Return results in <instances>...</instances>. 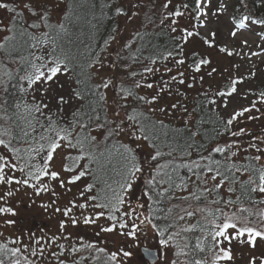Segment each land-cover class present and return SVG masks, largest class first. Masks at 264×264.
<instances>
[{"label": "snow or ice", "instance_id": "6c2138e0", "mask_svg": "<svg viewBox=\"0 0 264 264\" xmlns=\"http://www.w3.org/2000/svg\"><path fill=\"white\" fill-rule=\"evenodd\" d=\"M211 4L212 0H177L175 3L163 0L162 4L158 0H127L126 3L125 0H103L102 3L99 0H0V9L9 14L7 22L0 18V33H3L0 57L8 58L20 68L19 73L6 71L0 75V119H10L8 90L15 79L19 91L25 95L41 94L40 99L33 95L30 102L15 103V108L27 112L33 119L39 114L47 121L39 140L33 139V144L27 148L16 147L9 139L11 133L0 125V147L3 148L0 151V220L2 226L15 227L20 232L15 238L0 242V264H35L31 258L44 255L43 247L29 250V245L24 243L25 228L33 219L34 208L44 214L51 210L63 217L58 222L60 235L48 238L51 244L65 237L69 228L91 230L97 240L73 246L70 251L91 249L98 254L93 257L97 264H142L134 249H141L138 236H147V225H151L155 233L157 249L143 246L140 255L151 264H166L167 250L171 248L178 249L173 252L177 259L171 264H235L234 242L252 251L258 248V242H264V209L258 207L264 206V198L254 199L252 195L259 193L264 197V131L254 134L248 127L240 126L242 120L257 121L264 116L261 111L264 88H249L243 99L249 95L255 99L248 106L220 114V110H227L229 98L238 94V86L257 75L251 64L252 70L241 74L238 63L225 67L221 61L232 57L251 61L253 57L264 56V44H257L259 50L251 51L247 39L241 40L237 48L219 43L215 30L202 33L201 29L208 25ZM230 6L228 35L231 39L235 40L243 31H254L256 26L264 28V15L259 14V10L264 9V0H236L235 4L219 0L211 16L227 15ZM26 16L33 19L27 26L23 23ZM106 23L110 31L104 39V48L114 45V56L107 65L90 45V54L83 63L65 50V40L71 44L73 37L79 39L87 35L85 29L95 34ZM157 24L170 33V49L153 52L148 57L131 54L125 58L122 55L121 50L132 53L137 41H143L147 25ZM130 25L132 34L125 36L130 32ZM256 35L264 41V31ZM45 46L47 53L36 55V51ZM22 50L28 51V55H20ZM140 60L144 61L141 71L132 70L131 65ZM0 65L7 68L3 59ZM105 69L112 75L100 77L99 82H95ZM158 73L159 79H150ZM216 76L224 77V84L215 91L211 85L204 89L203 85ZM61 77L74 81L68 93L60 91L64 87L57 84ZM20 81L25 82L26 87ZM110 89L113 90L111 103ZM143 89L149 92L141 95ZM187 90H196L201 97L192 113L206 111L214 117L212 138L217 140L208 154L200 155L199 161L192 162L191 166L176 164L173 158L177 148L175 138L189 128L188 123L185 121L183 128H176L172 142L168 143V133L163 131L167 126L158 118L175 116L179 112L181 118L191 119L192 113L183 102ZM50 103L56 107L55 113L50 114ZM73 104L75 108L65 119V108ZM198 123L203 125L204 121ZM198 135L199 129L190 133V139ZM125 137L131 142H121ZM112 140L117 143L109 147L108 142ZM140 144L150 149L147 158L137 155ZM199 147L202 146H198V150ZM165 148L168 151H164ZM191 148L192 144L185 143L181 149L183 155L190 156ZM212 153L224 154L223 163L213 159ZM241 153L245 154L242 162L235 159ZM166 156L172 159L161 163ZM58 158L61 159L59 167L56 166ZM105 161L116 176L112 183L102 181L97 174L104 169ZM180 167H188L199 182L196 191L182 198L184 201L201 202L202 197L213 194L216 198L195 209L189 204L181 209L182 214L170 217L169 227H161L154 222V205L172 195L174 189L188 188L185 178L177 177L179 183L174 179ZM89 177L90 182L84 183L77 197L68 199L62 207L57 203L60 198L57 185L67 194ZM101 182L103 187L97 190ZM225 185L227 198L220 191ZM42 194H50L53 199L37 203ZM146 205L145 215L138 209H145ZM125 206L128 211H123ZM167 211L171 213L173 209ZM198 214L197 224L174 230L177 221ZM102 220L107 223H101ZM195 228L201 235L193 246L186 234ZM114 235L130 238L133 244L115 247V250L98 246V240L107 244L109 237ZM27 238L36 244L45 239L36 237L30 230ZM80 239L83 240L82 235ZM180 239L184 240L182 244ZM9 244L19 246L9 247ZM59 247L63 249L64 245ZM52 255L57 257L58 264H65L56 253ZM240 259L243 261V254ZM247 264H264V253L249 254Z\"/></svg>", "mask_w": 264, "mask_h": 264}, {"label": "rangeland", "instance_id": "374dc122", "mask_svg": "<svg viewBox=\"0 0 264 264\" xmlns=\"http://www.w3.org/2000/svg\"><path fill=\"white\" fill-rule=\"evenodd\" d=\"M126 2L127 0H125V3ZM175 2H177V0H174V3ZM158 3L162 4L163 0H158ZM218 3H219V0H212L211 7L209 8L208 25H207V28L201 29L202 33L215 30L218 33L217 39L219 43H225V44H228L230 47H237V48L240 46L241 40L247 39L250 45V50L258 51L259 49H257L256 45L264 44V41H261L259 36L256 35V33L264 31V28H260L256 26L254 28V31H243L235 40L231 39L228 33L231 30V23H230L229 17L232 14V7L231 6L229 7L227 15H222L219 18H216V17L211 16V12L215 10ZM235 3H236V0H230V4H235ZM8 15L9 14L6 10L0 9V18H5V22H7L6 18L8 17ZM26 18L29 22H33V19L31 17L26 16ZM183 23L184 21L182 20L181 24ZM121 24H123V19H121ZM129 29H130V32L125 33V36L132 34L131 25L129 26ZM2 35L3 33H0V38H2ZM113 47L114 45L109 46L107 51L101 56V59L103 60V63L105 65H107L114 56V53L112 51ZM200 50L204 51L203 48H200ZM244 51L247 52L249 51V49H245ZM121 52H122V55L125 57L126 51L121 50ZM212 54L215 58L216 56L215 52H213ZM221 63L225 67H228L232 63H238L240 65L239 72L241 74H247L250 70H252L250 68V64H251L252 66H254V70L256 71V74H257L255 79L251 81H246L244 84L238 86L239 92L238 94H235L234 96L229 98V106L227 110H220V113L222 115H226L227 113L232 112L234 109H238L241 106H248L249 103L253 99H255V97L251 95H249L247 99H243V96L249 88L255 90L257 86L262 84L263 79H264V56L253 57L251 61H248L246 58L242 59L240 57H232L231 59H225L221 61ZM169 66L171 65L169 64ZM214 66H216L215 62H214ZM131 68L132 70L135 69V67L133 66H131ZM161 71H163L162 65H161ZM110 75H112V73L108 69H105L104 71L100 72L99 75L95 79L99 82L100 77H106ZM159 78H160V74L158 73L155 77H151L150 79L156 80ZM166 78L167 76L165 75V79ZM224 79H225L224 77L216 76L213 79L208 80V82H206L203 85V88L207 89L211 85L213 91H215L217 87H220L224 84ZM57 84L64 85V87L60 89V91L64 93H68L70 89L74 87V81L68 79L67 77H61L57 81ZM197 87L199 88L200 86L198 85ZM182 90H185V89H182ZM148 92L149 90L147 89H143L140 91L142 95ZM194 93H196V90H187V96L184 98L183 102L186 104V102L188 101V98ZM32 95H35L37 99L41 98L40 93H32ZM112 95H113V90L111 89L108 90L109 103H111ZM49 100H50V97L46 99V102H48ZM74 108H75L74 104L71 107L65 108L64 115H67V114L69 115L71 110H73ZM50 109H51L50 114L56 112V107L52 103H50ZM261 111H264V108H262ZM178 115H181V114L177 112L175 116H178ZM253 115H256V113H253ZM169 116H172V115H169ZM163 117H166V116H163ZM240 126L248 127L249 129L253 130L254 134H259L261 131H264V116H262L257 121L242 120ZM124 139L127 141H130L126 137ZM0 150L3 151V148L0 147ZM136 150L139 156L141 157V159L147 158L150 152V149H148L147 146L144 144H140L139 146H137ZM60 163H61V159L58 158L56 161V166L59 167ZM17 175H19V173H17ZM87 182H89V178H85L82 182H79L76 186H73L72 192L67 193V194H65L64 190L60 189L57 185L56 191L60 193V198L57 201V203L62 207L67 202L68 199L77 197L78 192L82 190L84 183H87ZM51 199H53V197H51L50 194H42L39 198H37V203H39L40 201H50ZM132 206L133 207L136 206L135 200H133ZM123 211H128V207L125 206ZM138 211L146 215L147 205L145 209H138ZM32 217H33L32 221L25 228L24 243L29 245V250H31L32 248H36L37 250L40 247L44 248V255L42 257L40 256H37L35 258L30 257L31 259H34L35 264H53V263L57 264L56 262H58V259L56 256H53L52 253H56L60 260H63L66 262H72V263L78 264V259L82 257L83 264H97V261L95 262L93 257L98 254L91 249H88L85 247L77 253H72L70 251L71 247L73 246L79 247L80 244L86 245L87 243L97 240V238L93 236L91 230L85 231V230H80V229L69 228L67 232H65V237L67 238L61 237L59 240L56 241V243L51 244L48 241V238L53 235H57V236L60 235L58 222L63 217L60 214L52 212L51 210H49L48 214H44L42 210L35 209V208L33 209ZM196 217H200L199 214L193 217H185V218H189L190 220H192ZM101 223H107V222L102 220ZM146 227H147V236L140 234L138 236L139 243L141 247L148 246L152 249H157V241L155 239V233L153 229L151 228V225H147ZM28 230H30L31 232H34L36 237L43 236L45 237V239L42 240L40 244H36L34 241H29L27 238ZM0 233H3V236H0V242H7V238H15L17 235L20 234L19 230L15 227L2 226V220H0ZM68 233H71V235L69 236ZM81 235L83 236V240L80 239ZM113 241L115 242L114 244H113ZM97 243H98V246L107 247L109 248V250H115V247L132 245L133 241L127 237H120L118 235H114V236L109 237L107 244H105L103 240H98ZM258 243H259L258 248L255 251H252L248 249L247 246H244L243 248H241L238 244L234 242L233 243L234 254H236V257H237L235 260V264H247L249 254L259 256L262 253H264V242H258ZM61 244L64 245L63 249L59 247V245ZM9 245H12V244H9ZM12 246H19V245H12ZM134 251L137 252V256L142 261V264H151L147 259H145L144 257L140 255L141 249H134ZM174 251H175V248H171L167 250V257L165 258L166 264H171V261L173 259H177L175 256H173ZM27 254L28 253L26 252L25 255ZM240 254H243V261L240 259ZM179 259L182 260L183 258L181 257Z\"/></svg>", "mask_w": 264, "mask_h": 264}, {"label": "trees", "instance_id": "16d2710c", "mask_svg": "<svg viewBox=\"0 0 264 264\" xmlns=\"http://www.w3.org/2000/svg\"><path fill=\"white\" fill-rule=\"evenodd\" d=\"M99 2L102 3L103 0H99ZM259 14L264 15V9H260ZM23 23L25 24V26H27L33 22H29L27 18L25 17ZM161 29H162V26H159L158 24L155 26L154 25L147 26V35L144 37L143 41H137V45L132 50V53H128L126 51L125 58H127L131 54H135L137 56H142V57H148L153 52H156V51L164 52L166 49H170L172 46V41L170 39V33L167 31V29H164V30H161ZM141 30L143 31V28H141ZM109 31H110V27L107 23L104 25V27L100 29L99 32L95 34L89 33L88 30L85 29V32L87 33V35L80 36L79 39H76V37H73L72 38L73 43L71 44H69L67 40H65L63 42V46L65 50L70 51L71 54L75 56L80 63H83L90 54L88 45H90L91 50L97 53L98 55H100V57L107 51L108 48L107 49L104 48V39L107 38V34ZM77 35H79V33H77ZM47 51H48V48L47 46H45L41 51H36V55L45 54L47 53ZM20 55L27 56L28 51L22 50L20 52ZM0 59H3L4 64L7 65V68L0 65V75H2L6 71H10L13 73H19L20 68L17 66L15 62H12L11 60L5 57H0ZM142 63H144V61L140 60V62L132 64L131 66L135 67L134 70L139 72L141 71ZM95 82H98V81L95 79ZM19 83L24 84V86L26 87L25 82L20 81ZM262 88H264V79H263L262 84L257 86L255 90L262 89ZM21 97H23V100H21ZM32 97L33 95L31 92L28 95H25L23 92H20L19 88L17 87V81L13 79L12 87H10L8 90V116L10 117V119L7 121H5L4 119H0V125H2L5 129H7L9 133H11V135L9 136V139L12 140L13 144L16 147L27 148L30 145H32L33 139L39 140V137L43 132V128L47 125V121L44 119L43 116L36 114L35 119H33V117L29 116L27 112L17 110L15 108V103L17 102L24 103L25 101L30 102ZM200 99L201 97L197 91L196 93L192 94L188 98L186 105L189 108L190 113H192L193 108L198 107ZM69 116L70 114L64 115L65 119L69 118ZM155 118L157 117H154V119ZM158 118L163 119L165 121V124L167 127L163 131H166L168 133V137H169L167 141L168 143L172 142L171 138L174 136V130L176 128H183L185 121L189 125V128L185 129L180 137L175 138L177 148L173 152V158L175 159L176 164H188L189 166H191L192 162L199 161L200 155L202 154L207 155L208 150L212 147L214 143L217 142L216 139L212 138L214 136V133L212 131L214 127V123H213L214 117H212L211 113H207L206 111L194 112L192 113L191 119H189L188 117L181 118V115H178L175 117L174 116H166V117L159 116ZM200 120L204 121L203 125H200L198 123ZM28 122H31L33 127L30 128ZM198 129L200 130V135L196 136L195 138L190 139V133L195 132ZM25 132H27L28 135H25ZM161 139L164 140L165 137L161 135ZM121 142H130V141L123 139ZM115 143H117L116 140L109 141L108 142L109 147H111L112 144H115ZM185 143L192 144L190 156H184L181 151ZM198 146H202V147H199V150H198ZM163 150L168 151L167 148ZM137 155L139 156L138 153ZM244 155H245L244 153H241V155L235 159L242 162ZM212 158L215 160H220L223 163V161L225 160V155L212 153ZM169 159H172V158L166 156L162 158L160 162L163 163L165 160H169ZM104 163H105L104 169L99 171L97 174L102 178V181L107 180L109 183H112L116 179V176L112 172L111 167L107 164V162L105 161ZM112 166H115V162H113ZM92 167L93 169H96L97 166L93 164ZM177 177L185 178L188 181V188L187 190H183V191L178 188L174 189L172 195L168 196L167 198H162L161 202L158 205H154L155 207L154 222L158 223L161 227H169L171 223L170 217H175L178 214H182L181 209L187 208L189 204H191L192 208H195L197 206L202 207V206H205V203L208 200L216 198L215 195L213 194V195H209L206 197H202L201 202H196L194 200L184 201L182 198L187 196L189 192L196 191V184L199 182L197 181L196 175H194L193 172H190L188 170V167L178 168L176 176H174V179H176V182L179 183V179ZM243 178L245 177H242V179ZM90 180L91 178L89 177V182ZM209 185H211V181H209ZM102 187H103L102 182L97 184V190H99ZM226 187L227 185H225V188L220 190L221 195H224L225 198H227V195H228L226 192ZM237 187L239 189V185H237ZM252 195L254 199L264 198L259 193H254ZM258 207H260L261 209H264V206H258ZM168 208H172L173 211L171 213H168L167 211ZM255 210L256 209L253 208V211ZM199 219L200 217H196L192 220H190L189 218H185V220L177 221V226H176V229L174 230H178L181 227H186L187 225L197 224ZM200 235L201 233L199 229L195 228L191 232H188L186 234V239L191 245L194 246L197 237H200ZM179 242L182 244L184 240L180 239ZM9 247H12V245H9ZM175 251H178V249H175ZM82 261L83 260L81 257L80 259H78V264H83ZM64 262L65 264H76L72 262H66V261ZM56 263L58 264V262Z\"/></svg>", "mask_w": 264, "mask_h": 264}, {"label": "water", "instance_id": "95a60500", "mask_svg": "<svg viewBox=\"0 0 264 264\" xmlns=\"http://www.w3.org/2000/svg\"><path fill=\"white\" fill-rule=\"evenodd\" d=\"M141 250H142V248H141ZM154 251L156 250V249H153ZM150 262V261H149ZM151 263V262H150Z\"/></svg>", "mask_w": 264, "mask_h": 264}]
</instances>
